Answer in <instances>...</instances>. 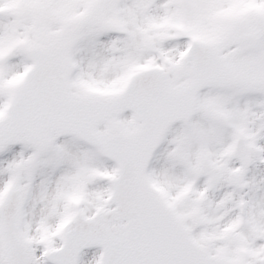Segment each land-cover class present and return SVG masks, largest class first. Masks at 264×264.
<instances>
[{
	"label": "snow or ice",
	"instance_id": "6c2138e0",
	"mask_svg": "<svg viewBox=\"0 0 264 264\" xmlns=\"http://www.w3.org/2000/svg\"><path fill=\"white\" fill-rule=\"evenodd\" d=\"M0 264H264V0H0Z\"/></svg>",
	"mask_w": 264,
	"mask_h": 264
}]
</instances>
